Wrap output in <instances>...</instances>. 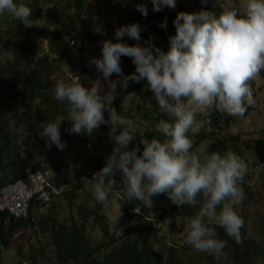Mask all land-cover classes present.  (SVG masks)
Wrapping results in <instances>:
<instances>
[{
	"label": "clouds",
	"instance_id": "obj_1",
	"mask_svg": "<svg viewBox=\"0 0 264 264\" xmlns=\"http://www.w3.org/2000/svg\"><path fill=\"white\" fill-rule=\"evenodd\" d=\"M91 2L94 0H89ZM114 2L123 4L130 0ZM148 2L154 13L165 8L175 9L177 5V0ZM208 2L200 0L201 5ZM41 9L44 12L48 10L47 7ZM135 10L144 17L148 15L143 2L135 4ZM32 12L24 3L0 0V15L9 14L25 28L33 25ZM172 23L175 34L168 37L166 51L153 43V36L142 41L143 28L136 22L115 28L114 40L100 42V56L88 58V65L94 66L99 74L97 78L86 77L89 83L85 84L75 73L66 81L61 79L56 82L53 95L57 101L65 103L67 116L33 123L39 127L37 133L44 139L45 146L54 144L58 150L65 147L60 134L62 121L69 122V134L89 137L101 125H106L107 139L112 143L104 139L82 144L90 148V158L98 154L100 159L106 160L89 179L94 199L108 206L109 194L117 189L116 176L119 175L129 201L135 199L144 206L152 207L155 197L166 195L177 207L187 205L197 208L194 215L183 218L184 243L196 252L218 256L228 246V240L217 238L218 228L230 240L241 243V229L245 222L235 208L244 199V189L240 184L245 180L248 166L232 151L223 154L196 151L191 138L205 126L206 120L198 117L215 111L243 118L246 105H254L250 81L264 71V0H239L237 7L224 5L219 14L204 7L192 13L179 11ZM159 26L166 28L167 18ZM125 37L137 43H125ZM74 43L80 45L75 46ZM82 44L87 43L68 40L67 48L78 54ZM54 54L60 56L57 52ZM121 57L132 61L135 66L133 73H123ZM113 76L117 79L110 80ZM105 81H111L110 89L102 87ZM141 81L145 82L143 90L150 91L156 100L159 111L171 120L162 119L158 124L163 140L140 137L139 144L129 148L136 135L119 123V114L113 104L130 82ZM10 124L14 126V122ZM75 142L67 143L68 148L77 144ZM28 148L24 149V153L17 152L21 163L13 158L14 152L0 157V171L4 172L0 173V203L9 206L10 202H21L24 208L23 214L16 215V210L10 211L2 206L0 215H5L4 224L9 218L31 220L33 225L30 227L37 224L33 212L51 206L68 187L66 181L63 185L54 182L59 175L55 171L67 165H73L77 170L81 167V157H76L74 153L57 161L56 156H51L50 150L43 149V146L41 150ZM38 151H41L39 157L36 156ZM21 158L27 162L24 163ZM2 161L7 166L11 164V168L2 165ZM260 168L256 169L259 171ZM8 246L0 241V254L5 253ZM56 263V259L42 262Z\"/></svg>",
	"mask_w": 264,
	"mask_h": 264
},
{
	"label": "trees",
	"instance_id": "obj_2",
	"mask_svg": "<svg viewBox=\"0 0 264 264\" xmlns=\"http://www.w3.org/2000/svg\"><path fill=\"white\" fill-rule=\"evenodd\" d=\"M225 1L209 0L206 5H201L200 0L195 2L193 0H177L175 9L165 8L159 13H154L148 0H130V2L123 4L114 2V0H94L91 3L89 0H14L15 3H24L32 9L33 25L25 28L20 21H16L9 14L0 15V56L6 51L11 40L18 41L22 37L26 39L19 44L20 53L13 62L0 66V157L14 152L13 158L18 160V153L24 151L27 146L41 150L45 141L38 135L39 127L35 126V123L45 120L54 121L67 116V106L64 105V102L57 101L53 95L56 82L61 79L65 80V78L63 76L47 78L48 71L41 70L42 63L51 59V56H46L42 52L41 46L36 43L38 33H40V31L35 30L38 26L36 22L42 16L41 8L44 5L51 6L50 16L45 20V23L48 24V27L49 25L54 27L55 37L59 38L60 41L76 39L78 42L89 45L90 48L88 49L82 44V50L78 54L73 53V57L78 61L84 59L87 61L89 57L100 56L101 41L114 40L115 28L133 22L140 24L143 28L141 32L142 41L153 36L155 37L153 43L166 51L169 47L168 37L175 34L172 22L177 12L192 13L204 7L219 14L225 5ZM141 2L148 9L146 17L135 10V4ZM165 18H167V27L161 28L159 23ZM103 35L105 39H103ZM124 42L130 45L137 43L127 37L124 38ZM55 44L58 49L57 55L65 56L72 51L67 48V44L65 48L64 46L61 47L59 40ZM74 45L80 44L74 43ZM84 55L87 56L83 59ZM120 64L125 75L135 71V66L127 57H121ZM54 66L55 69L59 70L63 66H70V64L67 59L61 58L56 61ZM89 67L88 63L87 66L83 64L81 74H86ZM81 74L80 76H84ZM109 79H117V77L113 76ZM259 80L264 82V71L260 73ZM144 83V81L140 83L130 82L129 87L120 93L121 97H128V94L134 96L133 101H130L126 106V102L120 105L122 99L113 104L119 114V123L121 120H126L129 112L127 110L128 105L136 109L135 118L128 119L130 122L136 121L135 124L130 123L126 127L120 123L136 135L129 148L139 144L140 137L149 140L151 138L163 140L164 137L158 128V124L162 119L171 120L170 117L159 111L151 92L143 90ZM250 86L253 90V96L256 95L254 84H250ZM117 91H120L119 86ZM124 100L126 101V99ZM124 106L125 108L122 110ZM246 108L247 111L243 118L223 115L215 111L206 113L204 117H198V119L206 120V123L203 130L191 139L196 151H201L202 145L205 144L204 151L207 153L220 152L223 154L226 151H232L242 159H244L242 149L247 152L250 151L255 159L251 172L252 175L255 174L256 178L255 168L261 166L258 172H264V130L261 134L255 135L257 138L254 140L242 139L244 135L253 136V132L249 130H246L248 132L245 134H240L243 125L246 126L245 122H247L249 113L255 110V105H246ZM105 117L107 118V113H105ZM10 122H14V126ZM69 127L70 124L67 120L62 121L60 126L62 141H66L68 144L76 141L80 148L75 149L77 144H72L73 146L65 150H58L54 147L48 149L51 154L57 152L55 159L57 161L63 157H68L67 154L72 155V153L76 157H81V167L78 170L82 169V172L77 173L78 170L73 165H67L55 171L57 174H61L65 170L70 171L65 182L68 187L62 192L61 197L66 202L67 208L72 210L73 207H76L75 212L68 213L70 225H65L67 219L58 220L51 216L45 219L50 227L49 245L55 253L56 264H264V204L261 205L263 207L262 213L255 212L252 214L251 206L246 202V197L249 194L248 184H246L250 175L248 172L244 182L240 184V187L245 190L243 202L235 208L237 214L245 222L244 228L241 229V243L238 244L234 240H230L224 231L218 228L216 230L217 238L228 240V246L218 256L196 252L184 241L181 244L167 242L170 234L177 233L181 229V224L177 225L176 220L194 215L198 211L197 208L187 205L177 207L166 195L155 197L152 207L144 206L135 199L129 201L127 200V193L120 183L119 175L116 176L117 189L109 194L108 205L113 202L115 197L114 209L119 210L129 219L136 218L143 233L139 236H132L133 232L125 230L121 235H115V233H111L107 218L103 214V209L106 206L94 199L92 182L89 180L94 172L104 165L106 160L97 158L98 154H94L95 158H90V148L82 145L104 139L112 143L107 139L108 127L101 125L91 137L69 134L67 131ZM65 135L66 137H63ZM21 159L24 163L27 162L25 158ZM18 162L21 163V160L19 159ZM260 175L264 184V174ZM252 185L254 187L255 183ZM263 198L264 196H259V201ZM55 207L56 203H53L49 208L52 210ZM58 207L61 208V206ZM136 208L140 209V213L134 212ZM251 216L255 222L260 224L258 236H262V238L259 241L247 235V220ZM4 219L5 215L1 214L0 241L4 246H8L11 238L18 230L33 225L31 220H13L12 218H9L7 224H4ZM169 220L172 221L169 225L170 231H166L163 225L169 223ZM260 241L261 243H259ZM178 255L181 256L178 257Z\"/></svg>",
	"mask_w": 264,
	"mask_h": 264
},
{
	"label": "rangeland",
	"instance_id": "obj_3",
	"mask_svg": "<svg viewBox=\"0 0 264 264\" xmlns=\"http://www.w3.org/2000/svg\"><path fill=\"white\" fill-rule=\"evenodd\" d=\"M217 2H219L220 0H216ZM224 1V0H223ZM239 4V0L237 1H232V0H226L225 1V7H237ZM44 7L48 8V11L44 12L41 11L42 16L40 18V20H37L36 22V29L38 32L40 31V33H38V38L36 40V43L38 45L41 46V50L43 53H45V55L47 56H51V59H47L48 61L43 62L42 63V68L41 70H46L48 71L47 74V78H60V76H63V78H65L66 80L70 77H73L75 75V73L77 74H81L82 72V68H83V64L85 66H87V61L81 60L78 61L76 58L73 57V53L74 52H68L69 56H56L54 54V52H56L58 49L56 48V42L61 43V47L66 46L67 41L63 40L60 41L59 38L55 37V31H54V27L45 23V20L49 18L50 13V6L49 5H44ZM46 14V15H45ZM22 41H26V39L24 37H22L20 40L18 41H12L9 43L7 49L5 52L2 53V55L0 56V66L5 65L8 62H13V60L19 55L20 50H19V44H21ZM59 46V44L57 45V47ZM86 48H90L88 44H85ZM39 55V54H38ZM67 59L69 61L70 66H63L62 69H55L56 67L54 65H56V61L60 60V59ZM84 58V57H83ZM37 60V59H36ZM89 66V65H88ZM87 70V69H86ZM63 71V72H62ZM63 75H62V74ZM81 76L82 81L85 84H88L89 81L87 80L86 77L91 78V79H95L98 77V73L96 72L94 66H90L87 70V73H82ZM111 82L109 81H105L103 84V88L104 89H110L112 86L110 84ZM250 83L254 84V88L256 90V95H254V100L255 103L254 105L257 106V108L252 111L251 113H249V116L247 117V122H245V125H243L242 129L240 130V134H245L247 133L246 130L252 131L253 132V136H242L243 140H254L255 135H259L262 133V131L264 130V82L259 80V77L253 81H250ZM119 92V91H118ZM1 95V94H0ZM120 105H123L124 102H126L125 106L130 103V101H133L134 96L132 94H128V97H121V94L119 93L116 100L114 102H117L118 100H120ZM126 99V101L124 100ZM124 107H122V110H124ZM127 110L128 112V116L126 117V120H121L120 123L124 126H128L130 123L135 124L136 121H128L131 119L135 118V112L136 109L135 107H132L130 105L127 106ZM65 144V147L63 148V150L68 148V144L66 141H63ZM51 147H54L57 149V147L53 144L50 147H46L45 143L43 144V149H49ZM28 148V146L26 147V149ZM80 148V146L77 144L75 146V149ZM206 148V145L203 144L202 145V149L201 151H204ZM28 149H33V150H37L36 148H32V146ZM23 151H20V154ZM24 153V152H23ZM38 154L36 156H40L41 151L37 152ZM50 155L56 156L57 152L54 154H51L49 151ZM102 155H103V151H102ZM97 158H99L98 156H96ZM242 157L245 159V162L248 165V173L249 175V180H246V184H248V190H249V194L246 197V202L248 203V205H250L251 210H252V214L255 212H263V207L261 206L262 204H264V198L259 201V196L262 197L264 196V184L261 181V175L260 174H264L263 171L258 172V169L255 168V172H256V178H255V174L252 175V164L254 162V156L252 155V153L250 151H245L244 149H242ZM95 158V157H93ZM2 165H5L8 169L11 168V164L10 166H7V163L2 161L1 162ZM78 172H82V170H78ZM258 172V173H257ZM1 174H3V171H0ZM68 173H70L69 170H65L63 172H61V174H59L56 178H55V183L58 184H65L64 182L67 180V175ZM252 175V176H251ZM260 175V176H259ZM1 176V175H0ZM51 179H53V174H51ZM74 179V178H73ZM255 181V182H254ZM254 187L252 184H254ZM252 186V189H251ZM245 192V190H244ZM57 199V200H56ZM55 203H56V207L53 208L52 210H50V206L46 207H42L39 211H34L33 215L36 218V221L38 222L37 224H35L34 226L30 227V229H23V230H19L17 231L14 236L11 238L9 246L6 248L5 253L0 254V264H42L43 261L49 259V261L54 260L55 259V253L53 251V248L49 245L50 244V227L47 225V223L45 222V219H47L49 216L53 217V218H57L58 220H66L65 225H70L69 221H68V213L69 212H75L76 207H73V209H69L67 208L66 202L63 201L62 197H58L56 198ZM116 203V199L115 197L113 198V202L106 206L103 209V214L105 215V217L107 218V223L111 229V233H115V235H121L125 230H130L131 232H133V235L139 236L142 235V231L140 230L139 227V222L136 220V218H127L126 216L123 215L122 212H119V210L114 209V204ZM58 206H61V208L59 209ZM121 207V206H120ZM134 212L136 213H140V209H135ZM172 223V221H171ZM171 223H166L165 225H163V228L166 231H170L169 229V225H171ZM181 224V229L180 231H178L177 233H173L170 234V237L167 238V242L168 243H172V244H181L186 236L185 233V226H184V221L183 218L176 220V224ZM247 227H248V231H247V235L249 237L255 238V240H261L262 236H258L259 230H260V224L259 222H255L253 217L251 216L250 218H248L247 220ZM257 238V239H256ZM257 241V242H258ZM261 243V241L259 242ZM43 251V252H42ZM42 252V253H41ZM31 255H33V257H31ZM34 255L37 256V259L35 261L34 260ZM181 255H178V257H180ZM33 261V262H32Z\"/></svg>",
	"mask_w": 264,
	"mask_h": 264
},
{
	"label": "built area",
	"instance_id": "obj_4",
	"mask_svg": "<svg viewBox=\"0 0 264 264\" xmlns=\"http://www.w3.org/2000/svg\"><path fill=\"white\" fill-rule=\"evenodd\" d=\"M8 201H11V200H8ZM4 206L5 208H7L8 210H16L15 211V214L16 215H20V214H23L24 213V208L23 206L21 205V202H10V205L7 206L6 204H1L0 203V208Z\"/></svg>",
	"mask_w": 264,
	"mask_h": 264
}]
</instances>
